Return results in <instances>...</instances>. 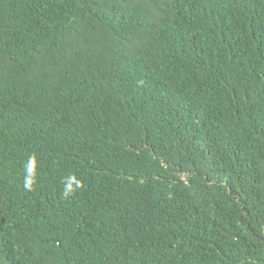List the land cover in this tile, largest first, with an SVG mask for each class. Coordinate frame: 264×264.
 I'll return each mask as SVG.
<instances>
[{
  "label": "trees",
  "instance_id": "1",
  "mask_svg": "<svg viewBox=\"0 0 264 264\" xmlns=\"http://www.w3.org/2000/svg\"><path fill=\"white\" fill-rule=\"evenodd\" d=\"M0 264H264V0H0Z\"/></svg>",
  "mask_w": 264,
  "mask_h": 264
},
{
  "label": "clouds",
  "instance_id": "2",
  "mask_svg": "<svg viewBox=\"0 0 264 264\" xmlns=\"http://www.w3.org/2000/svg\"><path fill=\"white\" fill-rule=\"evenodd\" d=\"M65 195H68V193L66 192Z\"/></svg>",
  "mask_w": 264,
  "mask_h": 264
}]
</instances>
